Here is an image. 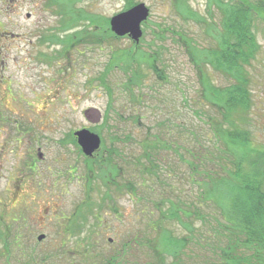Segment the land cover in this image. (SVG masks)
Here are the masks:
<instances>
[{
    "label": "rangeland",
    "instance_id": "374dc122",
    "mask_svg": "<svg viewBox=\"0 0 264 264\" xmlns=\"http://www.w3.org/2000/svg\"><path fill=\"white\" fill-rule=\"evenodd\" d=\"M52 1L0 0V264L97 262L121 236L159 217L152 201L163 189L191 196L187 151L207 144V115L215 114L209 107L195 114L202 107L199 85L184 48L186 41L193 57V45L201 51L214 40L178 10L186 4L218 21L221 9L213 0H72L85 16L70 29L59 12L64 2ZM142 3L149 17L139 43L112 34L109 19ZM255 33L260 50L248 68L249 118L252 140L264 145V25L256 22ZM127 51L143 76L131 88L133 98L130 62L128 72L120 69ZM207 74L212 83L227 84L211 67ZM79 129L103 139L96 160L79 152L73 136ZM112 147L128 173L150 159L160 166V181L134 182L143 200L127 188L112 190L105 162L120 159L110 155ZM162 224L185 234L174 221Z\"/></svg>",
    "mask_w": 264,
    "mask_h": 264
},
{
    "label": "trees",
    "instance_id": "16d2710c",
    "mask_svg": "<svg viewBox=\"0 0 264 264\" xmlns=\"http://www.w3.org/2000/svg\"><path fill=\"white\" fill-rule=\"evenodd\" d=\"M62 2L65 6L59 11L64 16L62 25L70 29L85 14L72 7V0L52 1ZM213 3L221 9L218 21L213 20L212 12H207L211 19L208 21L186 4L178 8L183 18L200 24L205 35L214 40L201 51L193 45V57L186 41L184 44L199 85L197 102L202 107L195 114H204L205 107L215 111L207 115L209 132L203 134L208 137L207 144L197 142L194 144L197 146L187 151L191 156L188 167L194 192L185 197L182 192H174L172 186L163 189L152 201L157 212L160 210L159 217L152 218L130 236H121L109 251L96 256L94 264H264V145L251 138L248 70L260 50L255 23L264 25V0H213ZM132 52L124 53L127 62L123 59L124 66L120 69L126 72V64L130 62L127 90L133 98L131 88L138 87L143 76L132 68ZM210 67L224 78L226 85L212 83L207 74ZM158 77L161 78L159 74ZM158 138L155 140L161 142ZM110 151V155L120 156L116 148ZM122 161L120 156L105 162L112 190L122 194L127 188L133 197L143 200L134 182H144L145 178L160 181V166L151 159L147 165L137 161L140 168L128 173ZM161 207H167V211L163 212ZM164 220L176 222L185 234L176 236L162 226ZM18 239L19 235H15L14 244L19 243ZM187 246L192 250H185ZM195 249L203 250L202 254L193 253Z\"/></svg>",
    "mask_w": 264,
    "mask_h": 264
},
{
    "label": "water",
    "instance_id": "95a60500",
    "mask_svg": "<svg viewBox=\"0 0 264 264\" xmlns=\"http://www.w3.org/2000/svg\"><path fill=\"white\" fill-rule=\"evenodd\" d=\"M149 17V9L142 3L131 7L109 19L110 31L116 37L128 36L135 44L142 37L141 24ZM76 143L85 157H92L100 148V137L88 129H80L73 132ZM43 235L37 237V241L43 239Z\"/></svg>",
    "mask_w": 264,
    "mask_h": 264
},
{
    "label": "flooded vegetation",
    "instance_id": "af4514ba",
    "mask_svg": "<svg viewBox=\"0 0 264 264\" xmlns=\"http://www.w3.org/2000/svg\"><path fill=\"white\" fill-rule=\"evenodd\" d=\"M79 152H81V151H80V148H79ZM97 154H98V152H96V153L94 154L95 157H96ZM94 155H93V156H94ZM92 158H93V157H92ZM92 158H90V159H92Z\"/></svg>",
    "mask_w": 264,
    "mask_h": 264
}]
</instances>
